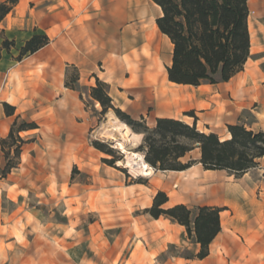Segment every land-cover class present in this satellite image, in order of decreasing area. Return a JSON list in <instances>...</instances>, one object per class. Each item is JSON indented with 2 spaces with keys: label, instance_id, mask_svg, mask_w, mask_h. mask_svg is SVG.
I'll use <instances>...</instances> for the list:
<instances>
[{
  "label": "crops",
  "instance_id": "0c3cea01",
  "mask_svg": "<svg viewBox=\"0 0 264 264\" xmlns=\"http://www.w3.org/2000/svg\"><path fill=\"white\" fill-rule=\"evenodd\" d=\"M248 5L251 48L244 69L227 82L190 86L169 81L167 67L174 47L158 28L163 12L152 0H19L0 23V140L9 135L17 117L38 124L33 131L41 134L39 140L85 139L97 122L83 97H90L97 79L108 85L115 107L134 119L143 117L150 128L157 119L169 118L195 124L200 132L216 133L223 140L231 138L228 128L234 125L264 132V0H249ZM35 34L47 35L50 43L18 61L21 48ZM5 40L15 46L3 48ZM70 67L79 71V91L66 88ZM4 103L16 108L14 116H6ZM110 115L116 118L109 112L107 119ZM117 122L133 134V146L143 143V134ZM113 132L120 131L109 134ZM44 150L52 155L78 154L73 147ZM120 150L126 155V148ZM194 152L196 163L190 169L156 171L147 184L127 183V176L115 168L107 167V172L117 176L127 194L148 190L147 208L162 191L169 196L167 208L183 204L191 209H223L222 230L207 258H174L163 264H264V158L236 178L226 171L205 170L199 148L184 159ZM24 158L28 160L26 149L19 170ZM7 181L0 179V188ZM151 219L152 228H166L164 244L154 252H164L185 232V227L170 219ZM195 245L198 254L200 245Z\"/></svg>",
  "mask_w": 264,
  "mask_h": 264
},
{
  "label": "rangeland",
  "instance_id": "374dc122",
  "mask_svg": "<svg viewBox=\"0 0 264 264\" xmlns=\"http://www.w3.org/2000/svg\"><path fill=\"white\" fill-rule=\"evenodd\" d=\"M68 71L71 80L76 72L74 67ZM83 99L97 122L85 139L39 140V132L21 134L27 144H34L23 147L28 160L24 158L22 169L20 165L13 169L4 190L0 188V264H163L195 254L196 245L186 229L176 244L154 252L164 244L166 228H152V217L145 212L150 192H124L117 176L107 172L110 166L102 162L109 157L96 152L92 143L100 141L123 155L117 167L127 173L115 169L130 176L127 183L138 179L148 183L156 170L144 177L126 168L128 152L144 159L145 155L122 133L104 134L107 114L113 111L100 116L101 105L88 96ZM117 142L126 148V155ZM44 145L73 147L78 154L52 155ZM190 157L182 161H193L197 154ZM11 158L17 162L14 154ZM6 164L0 148V169Z\"/></svg>",
  "mask_w": 264,
  "mask_h": 264
},
{
  "label": "trees",
  "instance_id": "16d2710c",
  "mask_svg": "<svg viewBox=\"0 0 264 264\" xmlns=\"http://www.w3.org/2000/svg\"><path fill=\"white\" fill-rule=\"evenodd\" d=\"M163 12L157 19L161 33L173 44V59L167 67L169 81L180 85L200 86L203 82L219 84L229 81L241 72L250 57V32L248 18L249 0H152ZM19 0H7L0 3V23L17 6ZM50 39L45 34H35L21 48L18 61L32 55L47 46ZM14 42L5 40L3 48L10 50ZM69 79L66 74V88L79 91V71ZM90 98L97 101L105 116L113 111L118 119L127 124L135 133L144 135L143 143L137 148L145 155V164L156 171H186L196 161L182 160L193 150L201 151L200 163L205 170L226 171L236 178L243 177L264 158V132H254L244 125L229 126L231 138L221 139L216 133L200 132L196 125L180 120L159 118L156 126L150 128L145 119H134L121 108L113 104L106 83L97 79L90 89ZM5 114L14 116L16 108L3 104ZM39 129L36 122L17 117L11 126L9 135L0 140V148L7 160L5 168L0 169V179L6 178L21 164L23 147L27 144L21 134ZM92 146L109 158L102 162L119 169L117 163L123 161V155L111 149L109 145L95 141ZM123 153V152H122ZM14 154L17 162L12 161ZM124 154V153H123ZM127 178L130 176L127 174ZM137 184H147L143 179L134 180ZM169 196L159 191L152 206L145 212L153 219L162 217L185 227L189 239L200 245V252L187 259L203 260L210 255V246L222 230V208L200 206L194 209L180 204L166 207Z\"/></svg>",
  "mask_w": 264,
  "mask_h": 264
},
{
  "label": "bare ground",
  "instance_id": "6f19581e",
  "mask_svg": "<svg viewBox=\"0 0 264 264\" xmlns=\"http://www.w3.org/2000/svg\"><path fill=\"white\" fill-rule=\"evenodd\" d=\"M111 130L120 131L124 136L131 139L134 137L133 134L130 132L126 126H123L122 124H118L117 119L113 117V115H110L108 119V126H105L104 132L105 134L109 133ZM117 145V144H116ZM120 149H124V146L122 144H119ZM144 157H141L137 153H127V168L131 169V172L138 176H144V177H151L153 174L152 169H149L145 162Z\"/></svg>",
  "mask_w": 264,
  "mask_h": 264
}]
</instances>
